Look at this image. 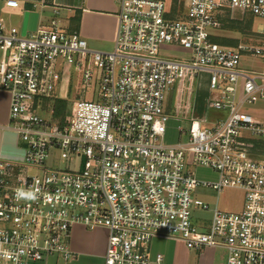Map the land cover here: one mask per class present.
<instances>
[{"label": "built area", "instance_id": "obj_1", "mask_svg": "<svg viewBox=\"0 0 264 264\" xmlns=\"http://www.w3.org/2000/svg\"><path fill=\"white\" fill-rule=\"evenodd\" d=\"M115 1L110 52L89 50L56 21L23 36L0 20V90L11 96L7 129L25 150L23 161L0 158V264L75 260L70 240L77 225L108 232L104 264H162L161 254L150 253L153 239L221 249L225 264H264V159L251 150L252 140L264 139V123L244 112L264 101V65L239 67L242 55L264 62V26L255 43L234 47L208 33L236 14L264 21V0ZM5 5L18 8L16 0ZM162 45H180L191 57H163ZM67 66L81 73V97L75 114L57 118L56 74ZM186 71L207 76V107L228 115L209 126L192 120L188 130L179 128L187 140L167 146V103ZM94 84L98 101L84 100ZM53 153L80 166L51 169ZM193 166L215 171L219 181L195 179ZM199 188L241 190L243 209L211 210L194 197Z\"/></svg>", "mask_w": 264, "mask_h": 264}, {"label": "rangeland", "instance_id": "obj_2", "mask_svg": "<svg viewBox=\"0 0 264 264\" xmlns=\"http://www.w3.org/2000/svg\"><path fill=\"white\" fill-rule=\"evenodd\" d=\"M235 18L239 23L235 24L234 29H209L208 33L215 36L214 39L216 40V43L221 40L237 42L230 47L237 46L240 43H255V34L264 26V21L254 17L252 19L253 24L251 30H248L246 24L251 20L250 16L236 14ZM160 55L167 58L189 60L191 57V51L180 45H162L160 48ZM89 65V68H91L94 77L96 78L99 70L93 66L92 62H90ZM263 65L264 62L261 59L252 58L249 55H242L239 62V67L248 71L260 69ZM68 74H72L70 94L66 98L58 100H64L67 102V114H75V112H73L75 109V103L79 97H81V73L77 72L74 67L67 66L59 68L56 74V93L61 95L64 94V84ZM184 76V79L176 84L167 103L170 119L166 124V132L163 137V143L167 146L175 145L181 141L183 142L187 140L186 136L180 135L179 128L188 130L192 120H205L206 122L203 124L209 126L213 123L224 120L228 115V112L225 110H216L207 107L206 99L209 95L208 91L205 90L206 82L202 81L205 77L204 74L197 79L193 76L192 72L186 71ZM96 94L97 84H94L87 88L86 93L83 95L84 100L98 101ZM215 94L216 93L213 92V95L210 96L211 99ZM242 94V88H239V98ZM261 104L262 103L259 102L253 105H247L244 108V112L252 115L257 122L263 124L264 121L258 120L255 117L256 112H254L255 109H260ZM42 117L49 123H54L51 116L42 114ZM261 141H264V139ZM79 166L78 162L70 164L66 161H62L59 153H53L51 159L47 162V167L54 170L67 171L70 167L73 169L78 168ZM191 170L194 178L199 181L207 183H215L219 181V174L208 168L193 166ZM32 173H37V171L33 170ZM194 197L202 201L211 210L218 208L233 213L240 212L243 209L245 201V194L243 191L230 188H225L220 193L210 188H199L195 191ZM200 214L206 216L209 215V213L203 212H200ZM75 227H73L71 231L70 247L72 244L75 249L82 253L79 254L75 260L65 262L63 259L54 256L47 261L30 262L28 264H104V261L94 253L95 250H92L89 245V238L91 237L89 230L87 231L85 228ZM150 253L153 257L157 254H161L164 257L162 264H225L226 262V253L221 249H204L202 251H195L189 249L183 243L170 239H153L150 243Z\"/></svg>", "mask_w": 264, "mask_h": 264}, {"label": "crops", "instance_id": "obj_3", "mask_svg": "<svg viewBox=\"0 0 264 264\" xmlns=\"http://www.w3.org/2000/svg\"><path fill=\"white\" fill-rule=\"evenodd\" d=\"M6 1L0 0V20L4 22L6 29L16 28L21 35L28 36L40 27L48 28L52 21H56L62 29L69 33H78L85 39L89 50L110 52L114 48L118 12L115 0H16L18 8L15 9L6 7ZM1 57L0 52V59ZM71 75H67L64 94H60L62 99L70 94ZM202 81L206 82L205 90L208 91L206 75ZM260 102L262 103L260 109L254 110L255 117L264 121V101ZM10 108V94L0 90V158L19 162L23 161L25 150L18 136L7 129ZM251 145L254 157L264 159V141L252 140ZM77 227L84 229L80 225L75 228ZM89 233L91 249L104 261L107 231L98 229ZM71 248L78 256L82 254L72 244Z\"/></svg>", "mask_w": 264, "mask_h": 264}, {"label": "trees", "instance_id": "obj_4", "mask_svg": "<svg viewBox=\"0 0 264 264\" xmlns=\"http://www.w3.org/2000/svg\"><path fill=\"white\" fill-rule=\"evenodd\" d=\"M251 20L247 22L246 24V28L249 30H251V27H252V24H253V17H251ZM238 20H230V19H227L226 21H224V24L222 26V28H226V29H234L235 27V24H238L239 22H237ZM228 27V28H227ZM214 41L216 42V40L214 39ZM218 42V41H217ZM220 45H223V46H232V44L234 43H237V42H229L228 41H225V40H221L218 42ZM52 106L54 107L55 109V117L59 118V117H62V116H65L66 114V109H67V102L64 101V100H56V101H53L52 102Z\"/></svg>", "mask_w": 264, "mask_h": 264}, {"label": "clouds", "instance_id": "obj_5", "mask_svg": "<svg viewBox=\"0 0 264 264\" xmlns=\"http://www.w3.org/2000/svg\"><path fill=\"white\" fill-rule=\"evenodd\" d=\"M21 195H23V193H21Z\"/></svg>", "mask_w": 264, "mask_h": 264}]
</instances>
